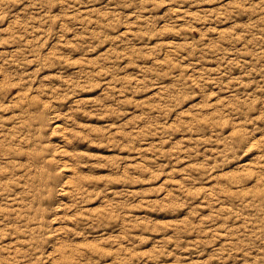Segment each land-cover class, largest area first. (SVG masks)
I'll list each match as a JSON object with an SVG mask.
<instances>
[{
    "label": "clouds",
    "instance_id": "9594fccd",
    "mask_svg": "<svg viewBox=\"0 0 264 264\" xmlns=\"http://www.w3.org/2000/svg\"><path fill=\"white\" fill-rule=\"evenodd\" d=\"M0 264H264V0H0Z\"/></svg>",
    "mask_w": 264,
    "mask_h": 264
}]
</instances>
